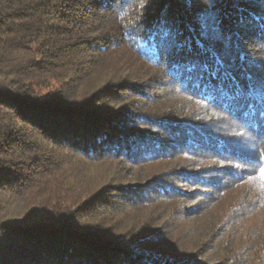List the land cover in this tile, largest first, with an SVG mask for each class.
<instances>
[{
    "label": "trees",
    "instance_id": "1",
    "mask_svg": "<svg viewBox=\"0 0 264 264\" xmlns=\"http://www.w3.org/2000/svg\"><path fill=\"white\" fill-rule=\"evenodd\" d=\"M164 1L0 0V264H115V257L130 259L128 264H264V63L259 52L229 48L209 26L212 19L203 17L195 33L197 17L183 2L172 5L181 26L166 25L158 13ZM257 4L237 7L241 21L235 25L264 45V7ZM221 16L214 23L223 28ZM117 45L150 67L165 58L161 84L175 82L173 91L199 114L184 107L178 118L163 117L168 124L142 117L139 110L130 114L122 103L131 106L133 100L120 99L119 91L113 99L94 100L104 85L108 91L135 86L136 75L128 68L116 71L121 83L113 82L114 76L100 79L109 67L98 55ZM92 85L93 96L81 97V87ZM227 117L225 127L215 122ZM158 153L161 159L162 153L219 159V169L210 168L223 171L204 183L217 189L228 178L233 185L213 203L229 222L220 245L203 252L210 263L196 255L199 251L168 242L141 245L138 237L122 242V236L80 217L101 196L100 188L90 187L107 176L83 174L74 169L78 161L105 160L129 169ZM118 179L117 190L137 195L153 182L137 185L126 174ZM240 180L254 182L256 193L233 197ZM82 194L89 195L79 201ZM246 210L247 219L258 213L255 226L232 245L231 233L244 223L240 211Z\"/></svg>",
    "mask_w": 264,
    "mask_h": 264
},
{
    "label": "rangeland",
    "instance_id": "2",
    "mask_svg": "<svg viewBox=\"0 0 264 264\" xmlns=\"http://www.w3.org/2000/svg\"><path fill=\"white\" fill-rule=\"evenodd\" d=\"M212 1L214 3L210 6L209 2ZM249 1L255 3L259 2L257 5L264 7V3L262 2L264 0H165L163 2L165 5L162 4L160 9H158V13L160 14L159 20L162 22L168 21L166 23L168 26L172 24L181 26L177 21L178 17L174 15V8L172 5L174 4L175 6L183 2L184 6L187 9H190V12L194 13L198 18H196L197 24L193 26L195 33H197V29L202 28L203 25L201 24L200 28L199 25L203 17H205V19L207 18L208 22L212 19L209 26L212 27L215 33L220 37L226 39L229 48L235 47V51H239V49L245 51L247 48V50H253L255 53L259 52L261 57L259 59L264 63V45L257 42L254 37L252 38L246 32L245 34L242 33V30L238 29L235 25V23H238L240 20V17H238L239 15L237 14L242 11L237 7L243 6ZM169 2L170 4H167ZM203 5H205V8L202 7ZM208 8L212 9L211 16L204 14V10ZM220 16L222 17L221 20L225 19L226 26H223V28H221L220 24L214 23V18H219ZM221 20H219V22ZM231 23H233L234 26H231ZM240 33L241 36H244L245 38L242 42ZM231 34L233 35L230 36ZM184 38L186 39V35ZM259 47L260 51H258ZM114 49V51L110 50L104 54L98 55L100 58L104 59V64L110 69L103 72L100 79L104 80L106 78L104 75L107 77L114 76L115 79L112 80L115 81L113 82L116 84L121 83L119 82L120 80L118 81V77H116V71L120 73L121 70L128 68L129 71L127 72L130 76L136 75V80L133 83L135 86H130L132 88L129 87L128 89L124 87H121V89L110 88L108 91L104 88L106 86L104 85V87L99 89V94L94 96V100L106 96H109V99H111V97L113 99L116 96L115 92L119 91L117 94H120V99H128L127 101L129 102L133 100L131 106H128V103H122L123 108L128 110L130 114L134 113L133 110H139L141 111L140 116L142 117H154L157 120L168 124L171 122L163 120V117L178 118L179 111L184 109V107L193 108L195 109V112L199 114V109L196 105L188 104L186 100L179 97L175 91H173L174 86H176L175 82L168 81L163 85L161 84V78H158V76L160 75V72L167 69L165 63L166 59L163 57L165 53L162 55L164 63L156 65V69L155 67H150L141 63V61L132 55L131 50L126 47H120L117 45ZM122 66L124 67L122 68ZM107 82V84H109V80ZM100 83H102V81ZM102 84H104V82ZM93 86L94 85L87 87V89H82L81 87L79 91L83 95L81 97L85 98V96L88 95H90V97L93 96L97 91L96 89H93ZM178 86H180V80ZM104 103L110 104V102L107 101ZM157 120L155 122H157ZM228 121L229 119L227 117L226 119H216L215 122L221 127H225V124ZM234 133L237 134V132ZM214 145L217 144L214 143ZM159 155L160 154L158 153L151 157V159L148 157L144 160V164H141L140 166H138L140 161H137L133 163L132 167L129 169L123 168L122 164L114 167L115 162L113 163L105 160L100 162L96 160L91 162V165H87L84 161H78L74 169L82 170L83 174L90 171L93 174L90 176L97 177L96 179H98L103 173L107 176L98 181L96 180L95 185L90 187L100 188L99 194H101V196H98L86 211L81 213L80 217L82 220H88L94 225L96 224L99 226L100 224L101 226H104L103 229L106 228L107 230H110L111 234L115 233L114 235L116 236H122V242L125 240H131L135 237L142 239V241L139 242L141 245H144V241H151L154 244H161L160 241H162V243L168 242L174 244V247L184 251H199L196 255L206 263H210L209 260H206L203 257V252L209 248H215L220 245L224 229L229 222L228 219H226L227 217H223L219 214V207L215 208L213 203L217 200V202H219V193H221L224 188L233 185L228 184L230 182L228 178L224 179L222 181V186L217 189H213L210 184L207 185L204 183L203 180L205 177L218 175L223 171L212 170L210 168L211 164H214L216 165V168L219 169L218 166L221 164L218 162L221 161L219 159H217L218 161H216V158H211L212 160L208 161H204L202 158L198 157L187 159L179 156L178 153L173 155L170 153H162L163 158L161 159ZM153 159L154 161H152ZM229 160L232 164H238V160H235L234 158H229ZM223 161L228 162L226 159H223ZM123 163L130 166V163L126 160H123ZM228 166L229 165L227 164L226 167ZM222 167L224 168V165H222ZM130 170L135 172V175L130 173ZM125 174L128 175L129 178H133V183L137 185H143L149 181L153 182L148 188L139 190V192L145 191V193L138 195L133 194L134 191H130L131 193L128 192L127 189L117 190L122 187L119 185L120 180L118 179V175ZM78 178L81 180L80 176ZM157 182L168 186L166 188L167 190L158 191L159 189L155 187ZM245 182L246 181L241 183L240 180L237 183L239 187L232 191V193H234L233 197L240 199L244 194L249 192L256 193V190L253 189L254 186L256 187L255 183L251 180L250 182ZM118 185L120 187H118ZM153 185L154 187L151 188ZM173 187L176 191L171 190ZM88 195L89 194H82L79 201H82V199L86 198ZM99 210L106 211L100 212ZM108 210H112V212ZM248 210H246V212L240 211L242 212L241 214L242 218H244V223L237 225L238 230L241 226L240 231L237 230V232L231 233L233 239V242H231L232 245L236 243L235 240L238 236L245 232H252V228L255 226L254 220L258 213L247 219L245 216L246 213L249 212ZM90 213L92 215H89ZM193 214L195 217H193ZM226 235L230 237L229 233ZM246 243L248 244V241ZM218 255L220 257L222 254L218 253ZM79 256L86 258L83 254ZM245 256H243L245 261L249 262L248 256ZM122 259L117 260L115 257L113 261L116 260L115 264H128V262L131 261L130 259L128 261L123 259L124 262Z\"/></svg>",
    "mask_w": 264,
    "mask_h": 264
},
{
    "label": "snow or ice",
    "instance_id": "3",
    "mask_svg": "<svg viewBox=\"0 0 264 264\" xmlns=\"http://www.w3.org/2000/svg\"><path fill=\"white\" fill-rule=\"evenodd\" d=\"M260 171H261V172H264V168H261Z\"/></svg>",
    "mask_w": 264,
    "mask_h": 264
}]
</instances>
